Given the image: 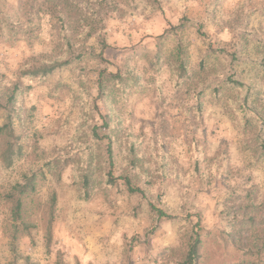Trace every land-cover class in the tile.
I'll return each instance as SVG.
<instances>
[{
    "label": "rangeland",
    "instance_id": "rangeland-1",
    "mask_svg": "<svg viewBox=\"0 0 264 264\" xmlns=\"http://www.w3.org/2000/svg\"><path fill=\"white\" fill-rule=\"evenodd\" d=\"M60 3L0 0V264H183L200 230L195 264H264V0Z\"/></svg>",
    "mask_w": 264,
    "mask_h": 264
},
{
    "label": "trees",
    "instance_id": "trees-1",
    "mask_svg": "<svg viewBox=\"0 0 264 264\" xmlns=\"http://www.w3.org/2000/svg\"><path fill=\"white\" fill-rule=\"evenodd\" d=\"M46 1L48 2L50 8L52 6V9H53L52 13H53L54 17L56 16L57 19L61 20V23H62V18H61L62 6L61 5H64V8L69 6V5L60 3V0H59V4L57 2L56 5H55V0H46ZM58 8H59V10H58ZM73 8L75 10L76 6H73ZM77 8H78V6H77ZM84 11L85 10H79L78 15L81 16V17H84ZM66 13H67V11H66ZM64 14H62V17H63ZM182 54H183L182 46H181V44H178L177 45V50H176V53H175V58H176V61L178 63V69L180 71V74H181L180 76L181 77L185 76V74H186L185 67H184V59L182 58ZM67 63H68L67 61H64V62H59L58 61V64L43 65L40 68L32 69L31 71L28 72V75L33 76V77L47 76V75H50L57 68L59 69V68L65 66ZM100 75L104 79L107 78V75L105 73H101ZM100 87H101V84H100ZM0 134L7 135L10 138L14 137L13 128H12L10 122H7L3 126L0 127ZM262 149L264 151V145L262 146ZM15 154H16V152L14 150V145L12 144V142H8L5 150L1 154V160L5 164L6 168L11 166ZM107 154H108L109 160L111 161V159H112V151H111L110 144H108V147H107ZM83 182H84V185H86L87 184V179H86V181L84 180ZM126 184L128 186V191L129 192H131V193H137L138 192L139 193L140 190L131 188L130 185H129V182L127 180H126ZM34 190H35L34 184H33L32 180H29L28 182H26L23 185L16 184L15 186H13L12 191L7 194V199L14 201L13 215H14L15 218H18L20 213H21L22 196H24V195H26V194H28L30 192H33ZM53 208H54V202H52V207H51V210H50L49 227H51V223L53 221V219H52L53 218ZM152 209L158 213L159 218H169L170 217V216H167L166 214H164L160 210H156L155 208H152ZM201 231L202 230H200V231H198L196 233V235L193 238V241L189 245L188 255H187V258L185 259L183 264H195V259H197V258L201 259L202 258L201 251H202V242L203 241L201 240V237H200L201 235H199V233ZM50 233H51V231H49V235H50ZM58 264H64L63 260L61 259V256L58 257Z\"/></svg>",
    "mask_w": 264,
    "mask_h": 264
}]
</instances>
